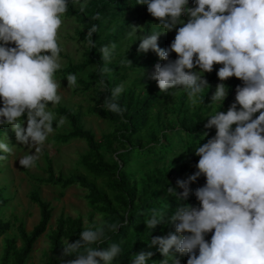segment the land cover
<instances>
[{"label":"clouds","instance_id":"obj_1","mask_svg":"<svg viewBox=\"0 0 264 264\" xmlns=\"http://www.w3.org/2000/svg\"><path fill=\"white\" fill-rule=\"evenodd\" d=\"M135 4L146 5L158 20V29L151 33L141 26L130 31L133 42L139 40L138 53L151 50L163 61L149 73L161 92L182 88L193 106L203 104L210 87L204 74L221 65L216 70L220 82L210 97L220 109L229 91L224 81L230 77L241 81L227 110L207 116L204 127L214 128L215 134L193 148L199 157L196 170L177 178L175 187H167L177 207L171 214L168 209H154L145 221L150 233L160 224L173 226L164 236H151L148 245L157 246L163 257L159 264H180L177 254H186L187 264H264V0H192V6L189 0H136ZM68 6L69 0H0V128L11 125L16 140L35 149L19 159L23 168L35 166L55 126L65 123L64 117L57 119L49 110L48 102L54 105L62 99L61 83L55 78L62 66L57 36ZM92 19H99V13ZM173 29L174 39L161 48L159 36ZM97 31L96 24L87 30L89 48L96 47L92 36ZM115 50L114 43L100 48L105 61L98 69L101 74L111 71ZM173 52L176 58L170 59ZM67 82L76 85L77 76L69 75ZM124 90L123 83L110 90L104 102L107 111L124 112L118 103ZM207 135L202 133L201 139ZM11 151L5 139L0 140V152ZM4 159L6 155L0 154V161ZM201 176L204 184L190 188ZM190 194L197 205L187 203ZM103 235L104 225L93 224L79 233V239H66L63 256H75L67 264H114L122 254L121 244L101 247ZM152 255L133 253L131 264H149Z\"/></svg>","mask_w":264,"mask_h":264},{"label":"rangeland","instance_id":"obj_2","mask_svg":"<svg viewBox=\"0 0 264 264\" xmlns=\"http://www.w3.org/2000/svg\"><path fill=\"white\" fill-rule=\"evenodd\" d=\"M91 0H79V3H71L74 10L83 13L85 20H80L73 15L64 14L62 16V26L58 30V45L61 47L60 61L61 68L55 73V78L60 80L61 88L58 94L62 99L58 104L51 105L48 102L49 110L54 112L57 119L65 118L62 126H55L54 132L49 135L46 143L39 152V159L35 166L23 168L19 164V159L26 154H33L35 149H28L26 145L20 144L15 137V132L11 125H5L0 131V140H4L10 145L12 151L6 155V159L0 161V223H8L9 231L0 237V256L5 246L6 238H15L18 247L22 242L19 237L17 227L20 223L24 224L27 232H30L40 220V209L31 202L30 195L37 192L41 199L50 203L52 207V218L47 231L34 244L33 251L25 264H51L53 260L57 264H67L56 259L53 253V239L56 232L60 229L61 221H80V228L84 230L93 224L105 225L104 214L99 210L102 205L92 202L90 190L81 185H71L66 188L50 182L49 166L54 180L68 179L72 177L83 178L88 183L94 185L98 191L105 193L112 203L113 208L120 213L126 220L130 217L128 204L121 203L117 196L120 193L119 182L126 181L130 186L138 191L135 203L141 205L144 197L140 194L143 185L150 179L159 176L179 175L183 167L188 162L183 154L167 156L164 159L153 158L149 163L140 166L142 162L138 159L135 150H147L154 146L153 140H158L161 144L169 142V135L174 130L182 129V118L187 113L202 112L208 110L206 121L214 115L217 110L223 109L230 98H234V83L237 78L230 77L224 83L229 88L228 95L222 102L210 103V97L215 91L216 85L220 82L216 75V70L221 65H214L212 72L204 74L210 87L202 98V103L193 106L186 91L182 88L169 92H161L155 80L149 78V64L151 61L159 60L154 52L149 50L147 53H138L137 46L139 40L133 42L131 29H125L121 34L116 45V54L109 64L111 71L101 74L98 69L104 67L105 61L92 60V50L88 46L87 30L89 18L87 10ZM84 5L82 8L81 5ZM192 6V4H189ZM135 13L130 12L126 17L118 19L115 23L104 28L103 33L115 35L116 25L124 24L126 18H134ZM187 20V17H184ZM158 20L150 14L147 19L139 18L133 26H141L142 31L151 33L158 29ZM181 25H177L180 27ZM139 34V29H138ZM175 29L161 34L158 44L161 48L170 45L175 37ZM91 58V59H90ZM173 52L170 59H175ZM90 63L82 71L72 70L85 62ZM130 61V63L128 62ZM72 70V71H71ZM77 76L76 85L67 82L69 75ZM118 81L110 87L106 79ZM125 84V90L118 98L123 101V105L130 108L126 114H116L104 108L105 99L108 97L112 88L119 84ZM157 91V99L151 104L149 98H153V93ZM206 91V90H205ZM156 98V97H155ZM154 98V99H155ZM148 103H150L148 105ZM140 108L149 107L148 111L142 115V123L133 133L129 130L128 121L133 114V106ZM64 112L72 115V121ZM26 120V116H23ZM26 126V124H25ZM77 129L90 131L94 134L96 141L101 142L104 136H113L118 139L111 146L99 150V154L104 163L112 165L117 162L121 166L116 177L94 178L82 163L84 156L89 152L88 145L83 139L62 140L63 136L69 135ZM129 163L122 167L120 155L129 153ZM154 153L158 154L159 149ZM64 230L72 232L71 226L64 225ZM134 231V229H133ZM77 240L76 238L62 237V247L64 241Z\"/></svg>","mask_w":264,"mask_h":264},{"label":"trees","instance_id":"obj_3","mask_svg":"<svg viewBox=\"0 0 264 264\" xmlns=\"http://www.w3.org/2000/svg\"><path fill=\"white\" fill-rule=\"evenodd\" d=\"M69 0L68 11L65 13L67 15H73L80 20H85V17L82 12L76 11L72 8L71 2ZM136 0H91L89 8L87 10V17L89 18L88 25L91 26L96 24L98 31L93 34L92 39L95 41L96 47L91 48L92 50V60L100 61L101 53L100 48L105 45L116 44L119 40L121 34L125 33V29L129 30L134 25V23L139 19H147L148 13L146 5L135 4ZM130 12H134L135 16L132 19L126 18L124 24L115 27V35H107L106 38L103 30L108 25L115 23L118 19L126 17ZM97 13H99V19H92ZM14 46V45H10ZM90 58V59H91ZM88 62L80 66L72 68V70L82 71ZM158 60H153L149 64V69L154 70L153 66L158 63ZM71 70V71H72ZM110 87L118 81L116 78L109 80L106 79ZM241 84V81L237 78L234 83V87ZM156 97V98H155ZM155 98V99H154ZM157 99V91L153 93V98H149L148 101H151V104L154 103ZM234 100L230 98V102L226 103L223 109L220 111H226L229 104ZM119 105L124 108L122 114H126L129 111L130 103L127 106L123 105V101L120 100ZM150 103H148L149 105ZM239 107V106H238ZM149 107L144 106L143 108L138 107L137 105L133 106V114L131 115L128 125L129 130L127 133H133L140 123H142V115L148 111ZM69 119L72 121L74 118L68 112H64ZM208 110L202 112H192L186 114L182 118V129L172 130L173 133L169 135V142L167 144H161L158 140H153L155 143L152 148L147 150L138 149L135 150L138 159H141L142 162L138 164L142 166L143 164L149 163L153 158L164 159L167 156L173 154L180 155L183 154L186 159V167L181 170L179 175H169V176H159L154 179H150L143 185L142 193L144 201L141 205L135 203V197L138 194L135 187H132L126 181L119 182L120 193L117 196V199L124 204H128L130 210V217L126 220L119 212H117L109 198L105 193H102L97 190V188L88 183L83 178L72 177L68 179L58 178L54 180L53 175L51 174V167L49 166L50 173V182L56 185H60L63 188H66L71 185H81L90 190L91 199L93 204L100 203L102 206L98 208L104 214V235L102 237L101 247H107L111 243H120L122 248V254L116 258L114 264H131V259L133 253H139L141 251H151L153 255L149 258V264H159V261L163 259L161 253L157 251V246H152L151 248L148 245L147 240L151 236H164L169 231L173 230L171 224H160L157 225L152 232L147 228L145 221L150 217L152 211L155 210H167L168 214H171L172 211L177 207L178 201L172 195H169L166 191L167 187H175V181L177 178L184 179L187 175L194 172L195 164L197 163L199 157L194 155V149L198 144H203L207 141L208 138L215 134V129H206L204 127L206 121V114ZM256 113L254 115H258ZM3 128H0V131ZM207 132L208 135L202 138V133ZM65 141H70L72 139H83L86 141L89 152L84 156L82 163L85 166L86 170L94 177H116L121 168L119 163L115 162L112 165H108L103 162L99 154V150L103 146L109 147L118 139L113 136H104L101 142L96 141L95 136L90 131H82L77 129L74 132H71L67 136L61 138ZM155 149H159V153H154ZM181 151V152H180ZM133 154L129 153L126 155H120V164L122 167L129 163L130 156ZM205 182L203 176L199 177L196 182L190 184V188L195 189L196 187L202 186ZM181 189L177 188V192ZM30 200L32 203L38 206L40 209V220L38 224L30 231L27 232L24 224L20 223L17 227L19 237L21 239L22 245L18 247L17 240L15 238H6L5 246L0 256V264H25L30 254L33 251L34 244L38 239L47 231L48 225L52 218V207L50 203L45 202L41 199L37 192H33L30 195ZM187 203L197 205L199 202L196 200L194 195H189L187 198ZM2 204L0 203V209ZM68 224L71 226L72 232L64 230V225ZM81 222L78 221H61L60 229L56 232L53 239V253L56 259L67 263L68 260L75 259V256H63V247L62 237L67 238H76L79 239V233L82 231L80 228ZM9 224L0 223V237L5 235L9 231ZM134 229V231H133ZM211 233L208 234L206 239H210ZM180 264H187V255L177 254ZM58 261L53 260L51 264H57Z\"/></svg>","mask_w":264,"mask_h":264},{"label":"built area","instance_id":"obj_4","mask_svg":"<svg viewBox=\"0 0 264 264\" xmlns=\"http://www.w3.org/2000/svg\"><path fill=\"white\" fill-rule=\"evenodd\" d=\"M189 4H192V0H189Z\"/></svg>","mask_w":264,"mask_h":264}]
</instances>
